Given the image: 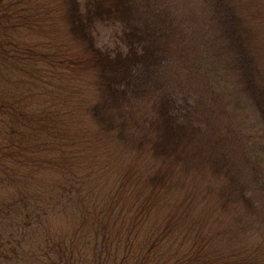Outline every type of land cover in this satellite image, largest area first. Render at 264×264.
Wrapping results in <instances>:
<instances>
[{
    "label": "trees",
    "instance_id": "trees-1",
    "mask_svg": "<svg viewBox=\"0 0 264 264\" xmlns=\"http://www.w3.org/2000/svg\"><path fill=\"white\" fill-rule=\"evenodd\" d=\"M263 198L264 0H0V264H264Z\"/></svg>",
    "mask_w": 264,
    "mask_h": 264
},
{
    "label": "rangeland",
    "instance_id": "rangeland-1",
    "mask_svg": "<svg viewBox=\"0 0 264 264\" xmlns=\"http://www.w3.org/2000/svg\"><path fill=\"white\" fill-rule=\"evenodd\" d=\"M119 33V26L118 24H114L111 22L108 23H102L99 25V30H98V42L101 46L105 47H110V46H115L116 42L119 41L118 37ZM229 122V120H227ZM234 121L232 120V123ZM262 203L264 205V198L262 199ZM224 214V217L222 216L223 223L225 222H230L229 218L226 216L227 214ZM219 229L218 224L214 225V227H209V231H217ZM228 236L230 235L229 233H226ZM262 233L256 229L254 230H249L247 234H245V238L242 239L241 241L238 240H222L220 241V244L223 249H231L237 245H249V244H256L260 243L262 240Z\"/></svg>",
    "mask_w": 264,
    "mask_h": 264
}]
</instances>
